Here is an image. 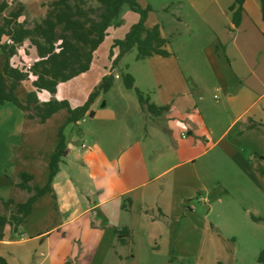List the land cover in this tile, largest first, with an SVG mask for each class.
I'll use <instances>...</instances> for the list:
<instances>
[{
    "label": "crops",
    "instance_id": "1",
    "mask_svg": "<svg viewBox=\"0 0 264 264\" xmlns=\"http://www.w3.org/2000/svg\"><path fill=\"white\" fill-rule=\"evenodd\" d=\"M232 3L233 0H188L192 16L191 22L184 24H187L193 35H197L194 36V45L201 40L198 35L205 36L203 45L198 44L199 50L204 53L203 71L198 70L196 61L182 63L179 55L168 48V43L166 49L172 55L144 58L147 62L154 61L158 68L159 65L168 66L171 77L162 76L161 80L157 77L155 82L160 89L164 84L170 88L168 92H158V101L149 94L145 95L149 102L157 106H168V109L159 115L146 116L141 110L143 108H140V118L143 120L140 126L145 130L143 138L153 145L166 146L169 139L175 140L173 135L176 130L186 131V138H178L179 142L172 141L173 148L169 152L161 153L151 160L154 165L174 156L172 152L175 148L176 152L184 153L183 162L193 163L197 156L206 152L204 149L194 153V149L204 142L210 147L221 148L223 157L220 160L226 177H246L256 183L260 180L264 184V175L257 169L258 165L264 167V36L261 32L264 22L261 5L260 0H244L241 21L235 26L229 9ZM178 20L182 22L183 18ZM161 35L165 37L162 32ZM2 62L1 54L0 69ZM58 89L50 97L62 99L57 96ZM212 90L218 94L212 95L214 100L207 101L206 91L211 93ZM15 92L20 99H24L27 90L21 83ZM99 96L91 105L93 115L86 124L79 127L81 131L69 139L64 136L68 152L59 163V169L52 180L55 198L49 193L40 196L34 202L27 221L15 233L29 225L31 217L40 215L48 220V224L52 223V227L19 239L12 235L15 233H12L9 225L0 227V246L10 247L0 250V256L9 264H18L17 253L14 251L17 245L39 239L45 243L46 260L51 257L53 249L56 259L48 264H62L73 257L103 260L110 248L120 258L122 255L115 252V244H125L116 238L114 229L127 227L131 230L135 220H139L140 225L145 227L148 224H162V219L177 223L180 218H187L193 212V208H185L184 203L195 191L174 192L170 187L171 181L161 178L166 170L177 163L154 172L149 179L142 169L124 167V176L120 174L114 159L98 145L103 127L93 123L95 119H103V116L98 117L94 108L100 100ZM66 116V111L62 109L45 122L39 123L35 119L26 118L24 112L11 102L0 105V197L11 198L14 202L25 199L27 193L15 192L11 181L17 178L20 171L33 174V184L46 183L48 159L58 142L57 130L65 122ZM104 120L107 118L104 117ZM138 155L142 156V152ZM126 195L131 204V209L127 211L120 206L121 197ZM133 206H136L134 214ZM248 210L243 211L247 213ZM212 226L211 232L224 237ZM50 231L64 232L62 239L53 236ZM166 232L174 235L168 230ZM70 239L76 241L74 245L69 244ZM169 241L168 253L172 251L171 244L175 242L171 239Z\"/></svg>",
    "mask_w": 264,
    "mask_h": 264
},
{
    "label": "rangeland",
    "instance_id": "2",
    "mask_svg": "<svg viewBox=\"0 0 264 264\" xmlns=\"http://www.w3.org/2000/svg\"><path fill=\"white\" fill-rule=\"evenodd\" d=\"M10 1L4 13L14 9L17 3L21 2L24 5L21 20L26 26L31 27L33 23L44 17L52 0ZM141 3L150 5L151 9L148 12L146 23L150 27L155 24L160 26L162 34L168 40V48L179 55L182 63L196 61L198 70L203 71L204 53L201 49L199 50L198 44L203 45L205 36L198 35L202 41L194 45V36L197 35H193L188 30L187 24H184L187 21L191 22L192 12L189 10L188 0H142ZM86 6L96 7L97 2L87 0ZM137 17L138 15L124 4L114 21H119L118 25L111 24L108 28L104 41L94 52L89 71L75 79L60 83L57 96L66 98L72 105L81 104L87 93L98 86L102 76L111 70L112 59L117 53V48L110 52L112 40L122 38ZM179 18H183V21L180 22ZM135 56V48L123 55L112 69L111 87L100 94V100L94 107L99 114L98 117L103 116V119H95L93 123L95 126L103 127L98 142L99 148L114 159L117 169L123 176L124 167H126L145 170V176L149 179L154 172L177 163L166 170L161 178L171 181L170 187L174 192L195 191V194L186 198L184 203V207L193 208V212L187 218H180L177 223L162 219V224H148L145 227L140 225L139 220L133 221L131 235L126 239L125 246L118 242L115 247L113 246L117 250L115 252L122 255L120 258L116 257L114 250L110 248L103 260H83L73 257L62 264H87L88 261H90L89 264H259L256 261L257 254L264 248V190H262L264 184L260 180L256 183L255 180L251 181L246 177L238 179L226 177V171L220 160L223 157L221 148L219 146L210 147L204 142L202 146L194 149V153L204 149L206 152L197 156L193 163L183 162L184 153L176 152L177 148H175L172 152L174 156L155 165L152 164V159L154 160L159 154L169 152L173 148L172 141L179 142L178 138H186L187 135L185 130H176V134L173 135L175 140L169 139L166 146L153 145L148 139L143 138L145 130H142L140 126L143 123L140 118L142 115L140 108H143L141 110L147 114L146 116L151 114L145 107L140 106L136 90L144 96L149 94L155 101H158L156 97L158 92H168L170 88L164 84L160 89L155 81L157 77H160V80L162 76L171 77V69L163 65H159L158 68L154 61L147 62L144 58L143 60L137 59ZM154 58L157 57L154 56ZM124 73H129L135 78L133 88L125 87L122 76ZM28 84V81L22 83L26 90L29 89ZM213 94H218V92L216 90H212L211 93L206 91V100H214ZM50 95L54 96V94L43 92L40 98H49ZM104 117L107 120H104ZM110 118L112 120H108ZM89 119L86 117L84 121H80L78 124L80 126L75 125L76 123L69 124L63 131L64 136L69 139L71 135L79 133L81 131L79 127L86 124ZM87 143L91 145L90 142L87 141ZM140 151L142 156L138 155ZM259 186L263 188L260 189ZM121 198V209L129 210L131 206L129 196ZM135 209L136 206H133V214L136 212ZM209 209L210 212H208ZM244 209L249 210L245 213ZM0 212H2L1 204ZM147 213L149 214V210ZM31 220L32 222L20 231L24 234L15 233L18 231L17 228L16 231H12L15 233L12 235H15L16 239L30 237L35 235L36 231H45L52 227V223L48 224V220H45L42 215L36 218L31 217ZM212 225L224 237L211 232ZM166 230L173 232L174 235L166 234ZM50 232L53 236L60 238L64 234L59 231ZM115 236L118 238L117 235ZM169 239L172 242L175 241L171 244L170 253L167 251L170 244ZM69 242H71L70 245H74L76 241L70 239ZM8 248L10 249L8 245L0 246L1 251ZM14 251L17 253L18 264H48L49 261L55 262L56 259L53 256V249L49 260L45 259L46 248L41 239L19 244Z\"/></svg>",
    "mask_w": 264,
    "mask_h": 264
},
{
    "label": "trees",
    "instance_id": "3",
    "mask_svg": "<svg viewBox=\"0 0 264 264\" xmlns=\"http://www.w3.org/2000/svg\"><path fill=\"white\" fill-rule=\"evenodd\" d=\"M96 7L86 6L87 0H52L44 17L26 26L21 20L24 5L18 2L14 9L4 13L10 0H0V52L3 55L0 69V105L11 102L24 112L28 119L43 123L59 110L67 113L65 122L57 131L58 142L48 159V176L43 185L32 183L33 174L20 171L15 180H11L15 192L25 191L24 200L14 202L13 199L0 197L2 212H0V227L9 225L13 231L27 221L34 202L42 195L49 193L55 198L52 180L59 169V163L67 154L68 148L63 134L64 126L77 123L85 116H92L91 105L101 94L109 90L113 81L112 69L123 55L133 48L136 58L143 59L152 55L169 56L173 53L166 49L168 40L161 35L160 26L146 25V19L151 7L142 4V0H95ZM233 0L229 7L232 11V22L237 26L241 21L242 2ZM126 4L138 15L122 38H114L110 52L117 48L112 59L111 70L102 76L100 83L89 92L86 99L79 105H71L66 98L51 97L41 100L40 93L57 92L60 83L67 82L81 73L88 71L94 59V52L104 41L107 30L114 22ZM261 17L264 22V0H260ZM264 36V26L261 29ZM123 83L126 88H133L134 78L124 73ZM28 81L29 89L25 98L16 95V88ZM141 107H145L152 115H159L168 106H157L136 90ZM261 175L264 167L257 166ZM121 244L131 235L127 227L113 230ZM256 261L264 264V248L261 249ZM0 264H9L0 256ZM221 264V263H219Z\"/></svg>",
    "mask_w": 264,
    "mask_h": 264
}]
</instances>
